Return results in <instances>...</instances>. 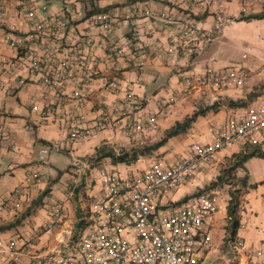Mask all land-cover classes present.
Masks as SVG:
<instances>
[{
    "label": "crops",
    "instance_id": "crops-1",
    "mask_svg": "<svg viewBox=\"0 0 264 264\" xmlns=\"http://www.w3.org/2000/svg\"><path fill=\"white\" fill-rule=\"evenodd\" d=\"M211 1L0 0V240L14 242L17 249L16 257L0 255V264H38L42 254L68 250L84 229L83 210L101 191V169L127 174L160 159H177L212 122L246 116L264 104V18L240 20L263 12L264 0ZM92 9L100 11L88 14ZM99 12L112 17L109 32L91 23L90 17ZM40 22L45 29L36 31ZM190 25L193 45L203 46L192 57L178 47L184 38L180 29ZM46 47L54 50L57 61L70 55L84 59L79 79L94 70L83 103L73 81L50 88L31 70L29 56L42 54ZM248 47L253 51L245 57ZM239 52L242 58L235 59ZM8 62L17 64L10 69ZM232 63L242 64L248 73L242 87L219 89L211 96L182 84L185 76L208 66L220 71ZM229 100L247 103L231 107ZM213 104L217 106L186 132L134 164L94 159L104 144L118 150L157 142L177 122ZM151 115L157 116L154 127L128 134L130 121H146ZM104 116L109 121L100 127ZM74 131L78 136L72 139ZM44 146L50 151L41 157ZM257 148L264 151V144L223 150L220 164L244 149ZM244 172L248 183L241 194V226L235 240H243L251 251L264 250V157L249 158ZM34 173L39 179L28 181ZM221 193L214 247L202 264H230L224 245L230 246L233 264H245L233 241L225 242L231 194L223 189ZM55 203L62 205L63 216L57 227L46 230Z\"/></svg>",
    "mask_w": 264,
    "mask_h": 264
},
{
    "label": "built area",
    "instance_id": "built-area-1",
    "mask_svg": "<svg viewBox=\"0 0 264 264\" xmlns=\"http://www.w3.org/2000/svg\"><path fill=\"white\" fill-rule=\"evenodd\" d=\"M197 1L207 5L212 2ZM41 8L47 9L45 2ZM71 11L66 8L67 13ZM90 20L106 32L113 27V19L107 12L93 14ZM43 29L42 22L35 25L36 31ZM193 32L192 25L180 29L184 38L178 47L189 57L203 50L202 45H193ZM252 51L248 47L244 56L248 57ZM29 58L31 70L48 87L73 81L83 103V92L95 74L90 70L84 78H78L79 68L85 66L84 59L70 55L57 61V55L49 47ZM16 64L9 63L10 69ZM247 75L240 63H232L220 71L208 66L203 72L185 76L182 84L187 90L215 96L219 89L244 86ZM108 121L104 116L98 126L103 127ZM156 123L155 115L146 121L132 120L128 134L135 136ZM77 136L76 131L72 132V139ZM247 143L264 144V104L246 116H227L212 122L202 137L190 142L177 159H160L145 169L127 174L101 169V191L83 210V231L68 250L42 254L38 264H202L214 247L213 229L222 197L220 187L208 189L206 184L217 172L221 152ZM49 151V147H42L41 157ZM38 179L37 173L27 178L28 181ZM181 189L185 191L176 198L175 193ZM62 210V205L55 203L46 230L59 225ZM232 246L240 260L243 255L246 257L245 264H264V250L251 251L241 239L233 241ZM6 253L16 257L15 243L0 240V255Z\"/></svg>",
    "mask_w": 264,
    "mask_h": 264
},
{
    "label": "trees",
    "instance_id": "trees-1",
    "mask_svg": "<svg viewBox=\"0 0 264 264\" xmlns=\"http://www.w3.org/2000/svg\"><path fill=\"white\" fill-rule=\"evenodd\" d=\"M96 11H100V10L92 9L88 14H92ZM262 18H264V11L261 13L251 14L248 16H241L240 20H251V19H262ZM246 103H247L246 101H233V100L228 101V104L231 107H241L246 105ZM216 106L217 104H213L205 108L203 107L199 108L193 114L187 116L183 121L177 122L174 126L168 129L164 137H162L160 140H158L155 143L138 144V145L136 144L131 147H122L118 150H115L113 147L104 144L97 149L96 157H94V159L101 160L110 157L111 161L114 164H118V163H124L127 165L134 164L137 161H139L140 158L151 155L154 151L159 149L161 146L165 145L170 138L186 132L192 126V124L199 118V116L205 115L206 113H208L210 109H213ZM253 156L264 157V151L258 148L253 149L251 151L249 149H244L243 151L235 155L233 160L231 161L232 163L230 164V167L227 170L224 169L218 175L216 181L210 184L208 189L216 188L226 183H229L232 186H235L234 184L238 185L239 183L237 182L236 183L231 182L233 179L232 172L238 169L245 170L246 161ZM238 180L243 184V186H246L248 183L247 175H245L244 177ZM230 194H231V199L229 201V205L227 208L228 221L225 227L226 243L234 241L237 238V232L241 226L240 214H239L241 195L236 190H232Z\"/></svg>",
    "mask_w": 264,
    "mask_h": 264
},
{
    "label": "rangeland",
    "instance_id": "rangeland-1",
    "mask_svg": "<svg viewBox=\"0 0 264 264\" xmlns=\"http://www.w3.org/2000/svg\"><path fill=\"white\" fill-rule=\"evenodd\" d=\"M235 59L237 58V59H240V58H242V53H236L235 54V57H234ZM150 143V142H149ZM153 143H155V142H153ZM138 145V144H137ZM61 158H63V159H66L67 158V156L65 155V154H63V153H59L58 154ZM232 162H231V160L229 159V160H224V163H222V164H220L219 166H218V169H217V172L215 173V175L211 178V180H208L209 182V184H206V185H208V186H210V184H212V183H214L215 181H216V179H217V177H218V175L224 170V169H228L229 167H230V164H231ZM249 167L251 168L252 167V163H250L249 162ZM241 173V174H240ZM246 174H245V172H244V170H242V169H238V170H236V171H233L232 172V176H233V179H232V183H239L238 185H236V184H234L235 186H232L231 184H229V183H226V184H224V185H222V186H219L221 189H223L224 190V193L225 194H227V192H231L232 190H236V191H238L239 193H240V195L244 192V186L242 185V183L241 182H239V180L238 179H240V178H242V177H244ZM238 177H240V178H238ZM224 247L226 248L225 249V256H226V259H230V264H233V262H232V260H233V253H232V251H231V249H230V246L229 245H224ZM220 261L222 260V259H219Z\"/></svg>",
    "mask_w": 264,
    "mask_h": 264
}]
</instances>
